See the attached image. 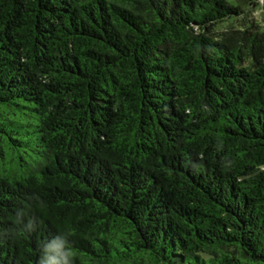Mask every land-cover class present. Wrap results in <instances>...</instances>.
Here are the masks:
<instances>
[{"label": "trees", "instance_id": "16d2710c", "mask_svg": "<svg viewBox=\"0 0 264 264\" xmlns=\"http://www.w3.org/2000/svg\"><path fill=\"white\" fill-rule=\"evenodd\" d=\"M258 6L0 0V264H264Z\"/></svg>", "mask_w": 264, "mask_h": 264}, {"label": "rangeland", "instance_id": "374dc122", "mask_svg": "<svg viewBox=\"0 0 264 264\" xmlns=\"http://www.w3.org/2000/svg\"><path fill=\"white\" fill-rule=\"evenodd\" d=\"M258 3H259V0H258ZM252 17L257 19L258 21L262 22V18H264V16H263V14L261 12L260 4L258 6V9L253 13ZM226 28L227 27H222V28H220L219 31L226 30Z\"/></svg>", "mask_w": 264, "mask_h": 264}, {"label": "water", "instance_id": "95a60500", "mask_svg": "<svg viewBox=\"0 0 264 264\" xmlns=\"http://www.w3.org/2000/svg\"><path fill=\"white\" fill-rule=\"evenodd\" d=\"M259 4H260L261 12L264 16V0H259Z\"/></svg>", "mask_w": 264, "mask_h": 264}]
</instances>
